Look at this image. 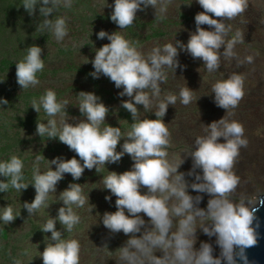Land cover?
<instances>
[{
  "label": "clouds",
  "instance_id": "9594fccd",
  "mask_svg": "<svg viewBox=\"0 0 264 264\" xmlns=\"http://www.w3.org/2000/svg\"><path fill=\"white\" fill-rule=\"evenodd\" d=\"M197 2L203 11L195 15L196 30L190 33L187 43L177 40L175 46L167 43L162 48L154 47L146 58L132 42L116 31L108 33L100 30L96 34L98 39L107 37L110 42L95 51L91 60L94 71L90 75L98 78L103 74L116 88H123L119 96L129 97L121 102V106L136 122L131 124L126 134L121 132L120 127L107 125L101 129L109 109L92 92L78 93L79 112L86 119L74 124L68 122V101L57 102L53 90H46L39 101L33 99L31 102L37 113L42 107L48 117H61L59 126L54 118L48 119L47 124L36 122V133L46 135L48 139L58 138L79 159L75 156L70 159L55 157L48 160L49 165H55V170L49 167L43 174L38 166H34L31 185L35 189V197L30 203H23L28 215L50 206L49 194L56 192V185L65 174H70L74 181L79 180L85 169L95 168L99 173L101 166L118 163L125 154L134 162L131 170L119 174L110 171L103 177V188L116 197V210L103 214V226L112 233L123 232L129 237L119 248L116 264H222V261L223 264H237V258L242 264H249L246 249L258 243L259 224L254 226V222L259 206H264V189L257 188L252 194L242 193L233 199L240 185V177L233 169L241 147L248 145L243 125L223 118L213 121L205 129L207 134L196 137L194 148L185 152L192 159L188 175L194 176L195 182L191 183V189L210 197L205 209L198 207L202 196L194 197L188 193L185 174L178 171L184 159L181 157L175 163L167 159V149L171 146L170 132L162 118L168 106L176 103L177 96L169 93L159 102L155 112L157 118L138 119L137 105H142L146 111L152 106L149 91L151 97L159 98L160 84L167 81L164 69L175 71L177 67H183L176 59L178 48L185 50L193 59H201L207 71L213 72L220 66L221 46L224 57L234 58L235 45L244 43L241 31H236L226 41L231 26H226L224 21L243 14L248 0ZM169 3L171 0H114L110 19L118 25V29H123L133 24L137 11H144L149 6L155 9V14L158 11L162 19ZM22 5L30 16L35 14L39 5V15L44 17L41 31H51L57 41H62L68 34L66 18L53 20L49 17L61 6L71 8L72 0H23ZM201 25H208L212 30H206ZM41 53V47L30 46L24 59L15 63L16 81L21 89L39 84L36 74L44 68ZM246 61L252 63L253 57H246ZM191 90L189 87L180 89L182 104L192 102ZM212 92L216 106L225 111L235 109L245 95L244 77L234 72L227 79L214 83ZM7 103L6 99L0 98V104ZM221 137L223 143L218 142ZM121 138L124 142L120 145L121 150L117 151ZM44 158L43 155L37 156V165ZM23 167L22 160L15 155L6 162H0V176L10 178L8 182L0 181V192L12 187L20 193L28 188L30 184L23 182ZM197 168L202 170V175L195 172ZM142 187L147 189L143 194L140 191ZM105 200L110 201L111 196L106 195ZM58 201H62L63 206L40 229L51 233L53 243L47 244L39 256L43 264H79V242L76 239H61L62 233L55 225L58 220L68 232H72L74 226L80 223L72 205L83 207L89 202V195L85 197L82 194L79 183H70L59 193ZM141 213L149 218L150 228ZM19 215H14L12 207L6 206L0 213V219L8 225ZM198 227L208 237H215L220 248L219 256L213 255V247L208 242L201 241L198 249L194 247ZM137 233L140 235L137 236ZM158 250L162 252L161 256L154 254ZM14 264H20V261L16 260Z\"/></svg>",
  "mask_w": 264,
  "mask_h": 264
},
{
  "label": "rangeland",
  "instance_id": "374dc122",
  "mask_svg": "<svg viewBox=\"0 0 264 264\" xmlns=\"http://www.w3.org/2000/svg\"><path fill=\"white\" fill-rule=\"evenodd\" d=\"M22 3L23 0L19 7L22 9L21 13H24L23 19L17 14L0 11V60L9 63L8 68L0 71V80H3L0 82V98L8 101L7 104H0V113L4 111L6 115L4 122L0 123V162L8 161L13 155L20 158L24 165L23 182L30 185L20 193L12 187L6 192H0V213L6 206L12 207L14 215L20 213L8 225L0 219V264H14L16 260L20 264H43L40 252L53 242L50 239L51 233L42 232L40 229L63 206L62 201H58L59 193L70 183H79L82 194L85 197L89 195V202L83 207L72 205L73 211L80 217V223L74 226L72 232H68L65 226L56 221L55 226L62 233L61 239H76L79 242V264H116L119 248L129 237L123 232L112 233L103 226V214L116 210V197L103 188V177L109 175L110 171L119 174L131 170L134 162L125 154L118 163L101 166L99 173L95 168L85 169L79 180L74 181L70 174H65L56 185V192L49 194L50 206L28 215L23 203H30L35 197V189L31 185L34 166H38L43 174L49 167L55 170V165H49L48 161L55 157L70 159L75 156L79 159L58 138L48 139L46 135L39 136L36 133V122L47 124L48 119L54 118L59 126L61 117H48L42 107L37 113L31 107V102L33 99L39 101L46 90H53L57 102L68 101V122L74 124L86 119L79 112L78 93L92 92L109 109L101 129L110 125L120 127L121 132L126 134L131 124L136 122L121 106V102L129 97L119 96L118 93L123 88H116L103 74L98 78L90 75L94 71L91 60L94 59L95 51L110 42L107 37L98 39L96 34L100 30L108 33L116 31L132 42L146 58L154 47L162 48L167 43L175 46L177 40L186 44L190 33L196 30L195 15L203 9L197 0H171L167 11L162 14V19L159 18L161 14L158 11L155 14V9L149 6L144 11H137L131 26L118 29V25L110 19L114 0H72L71 8L61 6L49 17L53 20L57 17L66 18L68 34L62 41H57L51 31L40 30L44 17L39 15V5L35 14L30 16ZM224 23L231 26L226 41L236 31L243 33L244 43H238L234 47L236 57H224L221 46L220 66L217 70L208 72L201 59H193L185 50L178 48L176 59L183 67H177L175 71L164 69L167 81L160 84L159 98L151 97L149 91L152 99L149 110L137 105L138 119H155L159 102L169 93L177 96L176 103L168 106L166 115L162 118L170 132L171 146L167 149V159L170 163L178 162L181 157L184 159L178 171L185 174V180L189 184L188 193L194 197L202 196L198 207L205 209L210 197L206 193H197L191 189V183L195 182L194 176L188 175L192 169V159L185 152L194 148L196 137L207 134L205 129L208 124L221 118L241 123L244 127V138L248 140L247 147H241L240 156L233 169L240 177V185L233 199L242 193L252 194L257 188L264 189V0H248V7L243 14L232 20H225ZM201 27L212 30L208 25ZM82 44L85 45L80 48ZM33 45L42 48L44 68L36 74L39 84L21 89L16 81L15 63L22 61L28 48ZM64 46H68L66 51ZM248 56L253 57L252 63L246 61ZM87 59L88 62L85 63ZM83 66H88L90 72L82 68ZM234 72L244 77L245 95L235 109L225 111L216 106L212 86L217 81L227 79ZM184 87H189L193 93V100L188 105L182 104L179 99V91ZM3 107L5 110H2ZM28 108H32V113ZM123 142L124 139L121 138L117 151L121 150L120 145ZM218 142L223 143L224 139L221 137ZM41 155L45 158L37 165L36 158ZM195 172L202 175L199 168ZM9 179L0 176V181L8 182ZM140 191L143 194L147 189L142 187ZM106 195L111 196L110 201L105 200ZM125 214L128 213L125 211ZM140 215L144 220L147 217L143 213ZM146 225L148 226L147 223ZM136 235L139 236L140 233ZM201 241L211 244L213 255L219 256L220 248L216 245L215 237H208L198 227L194 245L196 249ZM154 254L161 256L162 252L158 250Z\"/></svg>",
  "mask_w": 264,
  "mask_h": 264
},
{
  "label": "water",
  "instance_id": "95a60500",
  "mask_svg": "<svg viewBox=\"0 0 264 264\" xmlns=\"http://www.w3.org/2000/svg\"><path fill=\"white\" fill-rule=\"evenodd\" d=\"M257 220L254 222L259 224L257 228L258 243L255 247L246 249V255L249 264H264V206H259V210L255 213ZM237 264L242 262L237 258Z\"/></svg>",
  "mask_w": 264,
  "mask_h": 264
},
{
  "label": "trees",
  "instance_id": "16d2710c",
  "mask_svg": "<svg viewBox=\"0 0 264 264\" xmlns=\"http://www.w3.org/2000/svg\"><path fill=\"white\" fill-rule=\"evenodd\" d=\"M21 2H22V0H0V7H1L0 11H2V12L5 11L7 13H12V14H17L21 19H23L24 18V13H21L22 9L19 7ZM64 48H65V51H66L68 46H64ZM8 64L9 63L7 61L0 60V71L5 70L6 68H8L9 67ZM82 68L86 69L87 72H90L88 66H83ZM29 100L30 99L28 98V101ZM2 110H5V107H3ZM27 110L30 111V113H32V108H28ZM5 118H6L5 112L2 111L0 113V123L4 122ZM145 223H147L148 227H149L150 223H149V218L148 217H146Z\"/></svg>",
  "mask_w": 264,
  "mask_h": 264
}]
</instances>
